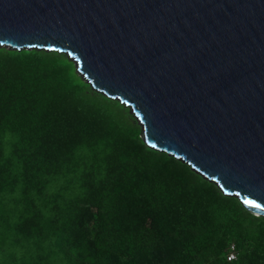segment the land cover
Here are the masks:
<instances>
[{
	"label": "trees",
	"instance_id": "obj_1",
	"mask_svg": "<svg viewBox=\"0 0 264 264\" xmlns=\"http://www.w3.org/2000/svg\"><path fill=\"white\" fill-rule=\"evenodd\" d=\"M0 264H264V217L148 147L65 55L0 48Z\"/></svg>",
	"mask_w": 264,
	"mask_h": 264
},
{
	"label": "water",
	"instance_id": "obj_2",
	"mask_svg": "<svg viewBox=\"0 0 264 264\" xmlns=\"http://www.w3.org/2000/svg\"><path fill=\"white\" fill-rule=\"evenodd\" d=\"M0 48L65 55L148 147L264 217V0H0Z\"/></svg>",
	"mask_w": 264,
	"mask_h": 264
},
{
	"label": "built area",
	"instance_id": "obj_3",
	"mask_svg": "<svg viewBox=\"0 0 264 264\" xmlns=\"http://www.w3.org/2000/svg\"><path fill=\"white\" fill-rule=\"evenodd\" d=\"M238 256H239V253L237 252L236 247L233 244L230 248L228 255H227V260L229 262L236 261L238 259Z\"/></svg>",
	"mask_w": 264,
	"mask_h": 264
}]
</instances>
